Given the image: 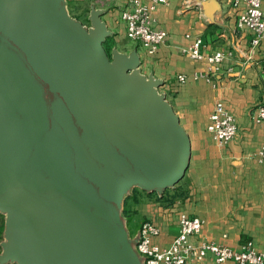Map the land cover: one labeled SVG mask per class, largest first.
I'll return each instance as SVG.
<instances>
[{
  "label": "water",
  "instance_id": "obj_1",
  "mask_svg": "<svg viewBox=\"0 0 264 264\" xmlns=\"http://www.w3.org/2000/svg\"><path fill=\"white\" fill-rule=\"evenodd\" d=\"M107 34L94 9L86 28L62 0H0V210L29 239L5 244L20 264H143L123 195H160L186 170L160 81L134 53L109 56Z\"/></svg>",
  "mask_w": 264,
  "mask_h": 264
},
{
  "label": "crops",
  "instance_id": "obj_2",
  "mask_svg": "<svg viewBox=\"0 0 264 264\" xmlns=\"http://www.w3.org/2000/svg\"><path fill=\"white\" fill-rule=\"evenodd\" d=\"M87 1L108 32L103 43L122 54L137 55L139 72L160 81L158 88L190 141L186 170L166 189L172 203H146L147 220L160 228L154 242L168 245L178 232L180 213H185L204 221L201 231L192 236L194 242L213 241L238 249L251 240L257 251L264 252V164L257 153L264 143V122L255 119L257 108L264 105V43L252 47L253 33L236 27L243 1L215 0L218 9L211 14L195 1L158 3L151 14L152 26L164 29L167 38L152 54L142 42L127 38L121 17L127 7L124 0ZM195 36L202 38L205 53L225 54L218 70L183 52ZM210 70L209 80L191 76ZM179 73L188 76L185 82L177 80ZM218 100L237 124L235 136L226 144H219L207 130L209 113ZM204 264L240 263L216 262L208 254Z\"/></svg>",
  "mask_w": 264,
  "mask_h": 264
},
{
  "label": "built area",
  "instance_id": "obj_3",
  "mask_svg": "<svg viewBox=\"0 0 264 264\" xmlns=\"http://www.w3.org/2000/svg\"><path fill=\"white\" fill-rule=\"evenodd\" d=\"M103 2L102 0H96ZM127 4L121 17L125 22L126 36L133 41H140L146 46L148 53H155L157 48L166 41L167 33L162 28L152 26L151 14L158 3L167 0H124ZM203 7L205 0H186ZM240 0H233L238 4ZM244 8L236 18L238 29H248L253 33L252 47L264 43V0H241ZM186 37L191 34L186 33ZM202 38L195 36L190 44L183 49L194 60H205L214 70L225 57L222 51L207 54L204 52ZM213 70V72H214ZM212 71H195L193 79L204 78L209 80ZM179 82H185L187 75L179 73ZM158 92L162 93L159 88ZM163 94V93H162ZM255 119L264 122V105L257 108ZM207 130L219 144H226L237 132V124L233 115L228 111L222 100H218L208 116ZM258 159L264 164V143L258 150ZM204 221L198 216H189L180 213L178 217V232L168 245L161 246L154 242L159 235L160 228L151 220H144L137 228L134 250L142 258L143 264H204L208 254L213 255L216 262L234 260L240 264H264V252L257 251L251 240L240 245L238 249L218 244L213 241L201 240L194 242L192 236L197 235Z\"/></svg>",
  "mask_w": 264,
  "mask_h": 264
},
{
  "label": "rangeland",
  "instance_id": "obj_4",
  "mask_svg": "<svg viewBox=\"0 0 264 264\" xmlns=\"http://www.w3.org/2000/svg\"><path fill=\"white\" fill-rule=\"evenodd\" d=\"M62 5L69 14L75 17L82 25L86 28L91 27L92 9L90 2L87 0H62ZM103 45L109 56H112L115 49L109 48L107 44L103 43ZM165 190L158 195L156 192H148L139 186H135L129 188L124 193L119 216L123 221L126 237L128 239H133L139 225L144 220H147V217H150L149 214L145 212L146 203L149 201L160 202V204L162 203L164 206H168L172 203V200L169 202L170 199L167 194L164 196V193H166ZM160 196H162V199L164 197V199L159 200L158 198ZM127 197L130 198L125 203L124 201ZM12 234H15L16 238L19 240L29 241L25 231L16 223H9L7 212L0 210V264H20L14 253L11 254L6 251L5 244L9 241ZM137 256L140 257L138 254Z\"/></svg>",
  "mask_w": 264,
  "mask_h": 264
},
{
  "label": "trees",
  "instance_id": "obj_5",
  "mask_svg": "<svg viewBox=\"0 0 264 264\" xmlns=\"http://www.w3.org/2000/svg\"><path fill=\"white\" fill-rule=\"evenodd\" d=\"M106 44H107V46H108L109 48H111V47H110V44H109L108 42H107ZM165 191L167 192V190H165ZM165 194H167V193H165ZM174 196H175V195H172V197H174ZM129 198H130V197H127V198L125 199L124 202L126 203V202L128 201ZM158 199H159V200H162V196H160ZM170 201H171V200H169V202H170Z\"/></svg>",
  "mask_w": 264,
  "mask_h": 264
}]
</instances>
